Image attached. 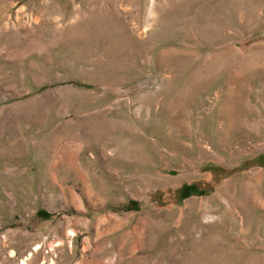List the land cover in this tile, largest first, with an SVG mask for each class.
I'll return each instance as SVG.
<instances>
[{
  "label": "rangeland",
  "instance_id": "374dc122",
  "mask_svg": "<svg viewBox=\"0 0 264 264\" xmlns=\"http://www.w3.org/2000/svg\"><path fill=\"white\" fill-rule=\"evenodd\" d=\"M0 264H264V0H0Z\"/></svg>",
  "mask_w": 264,
  "mask_h": 264
}]
</instances>
